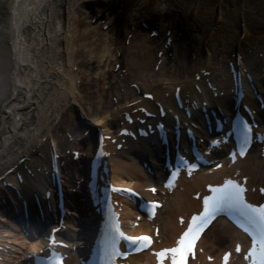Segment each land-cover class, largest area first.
<instances>
[{"label": "bare ground", "instance_id": "6f19581e", "mask_svg": "<svg viewBox=\"0 0 264 264\" xmlns=\"http://www.w3.org/2000/svg\"><path fill=\"white\" fill-rule=\"evenodd\" d=\"M88 1L0 0V175L10 168L18 173L25 171L26 183L19 186L27 192L37 191V185L53 178L52 169H46L43 163L46 156L42 148L49 149L48 137L60 151L64 140L76 145L68 138L73 131L81 137L86 134L85 128L72 127L71 121L81 120L83 124L88 122L104 132H111L118 126L123 110L134 107L135 100L146 102L144 93L154 91L159 99L166 93L173 94L176 86L190 91L195 79L189 71L192 63L187 56L195 55L190 58L196 61L198 69L212 70L213 82L224 79V74L220 73L222 68L217 65L218 55L225 60L239 52L246 62L250 52H264V42H259L264 41V34H257L261 37L256 39L251 36L255 26L264 33V0H235V4L232 0H215L213 9L216 10L206 16L200 15L197 4L198 15H191L187 13L191 6L184 0H158L157 6L152 8L160 19L150 23L154 28L147 30L141 28L144 18L136 9L138 4H149L152 0H135L134 3L100 0L102 6L98 3L91 6ZM103 6L107 7L105 12L101 9ZM123 7L130 11L127 19L121 17L126 22L124 29L118 28L112 20L121 16ZM167 10L171 13L163 19L161 14ZM94 17L97 18L95 25ZM190 17H194L192 25L188 23ZM103 19L111 24L106 30L98 28L97 23L102 25ZM137 25L140 31L152 35L140 34ZM148 25L146 21L144 28ZM99 31L104 34L102 39H96L95 33ZM85 33L92 44L97 41L94 48L91 43L87 47L83 43ZM83 55L93 59L91 66L82 62ZM257 56L264 61L260 54ZM256 71L252 78H263V70ZM82 79L88 83H82ZM112 163L116 181H134L139 187L150 184L141 165L125 160L120 152L112 158ZM25 168H31L34 175L28 176ZM254 168L258 179L264 180V159L258 158ZM8 175L7 179L11 177L10 172ZM199 186L197 177L186 183L183 192L169 198L158 216L163 236L177 235L180 229L177 215L196 207L197 201L191 198V193ZM145 225L133 232L146 230ZM6 232L12 242L20 245L17 248L8 238L3 243L18 250L8 257L9 264H17L26 255V244L18 233L9 229L1 228L0 236ZM227 232L209 229L202 241L206 252L216 254L225 244ZM29 247L35 248V243ZM143 259H149L145 252L133 256L131 262L139 264L137 261Z\"/></svg>", "mask_w": 264, "mask_h": 264}, {"label": "snow or ice", "instance_id": "6c2138e0", "mask_svg": "<svg viewBox=\"0 0 264 264\" xmlns=\"http://www.w3.org/2000/svg\"><path fill=\"white\" fill-rule=\"evenodd\" d=\"M251 131L250 125L247 123L243 127L244 143H247L248 135ZM241 150V155H243ZM211 195H206L203 198V211L199 215H194L191 218V223L187 230L183 233L177 242L176 247L165 249L158 253V256L163 261L166 254L172 256V264H185L187 254L193 250V244L198 239L204 227L221 212H235L241 217L240 226L249 232L252 237V248L250 256L253 258V264H264V206L254 207L246 202L244 197L245 189L232 180L226 181L223 185L213 187L209 186ZM130 191V190H126ZM155 191V189H152ZM264 191V189H262ZM116 233L123 236L119 232L118 226H114ZM133 243L144 242L150 240L148 236L141 237H126ZM239 251V246H237ZM116 254V236H110V250L105 248V256L111 264V257ZM227 261L228 256L224 257ZM62 264V262H57Z\"/></svg>", "mask_w": 264, "mask_h": 264}, {"label": "rangeland", "instance_id": "374dc122", "mask_svg": "<svg viewBox=\"0 0 264 264\" xmlns=\"http://www.w3.org/2000/svg\"><path fill=\"white\" fill-rule=\"evenodd\" d=\"M133 1H135V0H133ZM181 1V0H180ZM183 1V0H182ZM255 1H262V0H255ZM157 2H158V0H152L149 4L148 3H146V4H141V8L144 10V8H150V7H154L155 5L157 6ZM193 2V4H191ZM215 0H184V3H187V4H190L189 6H194V5H199L200 6V15H204V16H206L207 14L209 15V13L211 12H213L214 10H216L215 8L213 9V7H215L216 6V4H215ZM232 2L235 4V0H232ZM159 3V2H158ZM241 11V10H240ZM96 28V27H95ZM98 28L99 29H101V24H98ZM92 30V29H91ZM91 30H89V31H91ZM96 30H98V29H96ZM88 31V32H89ZM96 35V39H102L103 38V32L102 31H99V32H97V33H95ZM83 40H84V42L83 41H81V42H83V43H85V46L87 47V45L89 44V43H91L92 41L91 40H89L88 38H87V34L85 33L84 35H83ZM97 42V41H96ZM96 42H94V44H92V48H94V45H95V43ZM84 49V48H83ZM88 57H89V55H88ZM88 57H84V55L82 56V62H85L87 65V67L88 66H91L92 64H90L91 63V61L93 60V59H88ZM100 63V62H99ZM87 67H84V68H87ZM83 69V68H82ZM88 69V68H87ZM85 81L86 80H84V79H82V83H85ZM86 83H88V82H86ZM85 83V84H86ZM92 97H93V95H92ZM91 97V98H92ZM109 99H111V95H109V97H108ZM94 99V98H93ZM90 101H92V99L90 100Z\"/></svg>", "mask_w": 264, "mask_h": 264}]
</instances>
